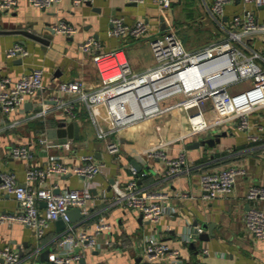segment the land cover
Segmentation results:
<instances>
[{"label": "crops", "instance_id": "crops-1", "mask_svg": "<svg viewBox=\"0 0 264 264\" xmlns=\"http://www.w3.org/2000/svg\"><path fill=\"white\" fill-rule=\"evenodd\" d=\"M212 1L172 0L168 17L185 46L194 49L225 33L223 30L220 32L222 34L216 33L217 36L213 38L210 35L209 39H203L201 45L193 42L189 45V26L193 24L199 28L204 23L215 22L223 29L210 12ZM247 6L255 7L259 18L264 19L260 12L263 6ZM244 7L242 0H231L226 5V15L222 20L225 22ZM114 14L123 15L128 23L141 17L147 18L150 22L149 33L138 38L111 34V17ZM60 18L75 24V33L68 35L56 32L52 24ZM22 29L39 34L43 40L23 33ZM160 29H164L163 21L159 5L154 0L143 3L129 0L79 3L61 0L50 8L35 6L30 0H19L14 8L0 10V77L6 74L18 77L33 67H43L45 82V88L30 96L16 112L5 114L0 109V164L16 173L18 180L24 182L28 168L50 155H58L68 163H79L84 153L92 152L97 160L105 161L104 170L93 178L74 173H54L43 181L45 186L56 185L57 191L69 187H89L92 195L89 213L86 219L82 217L76 221L78 229L93 231L94 223L101 215H105L112 224L111 228L97 234V247L80 248L84 256L71 264H175L174 258L169 255L152 263L144 258L150 237L164 240L172 248H178L181 264H264V238H258L247 227L244 218L252 206L264 209V199L246 198L251 184L264 183V106L251 113L249 130L221 124L211 126L185 141L177 140L162 145L170 155L184 150L187 163L183 171L171 174L167 171L165 160L155 157L149 159L151 168L144 165L139 170L142 187L162 189L169 193L165 201L166 212L160 220L154 221L132 208L114 203L112 183L115 180L124 183L131 176L132 156L129 147L143 153L149 142L158 143L178 137L187 125L185 112L177 110L168 116L144 119L116 131L112 137L120 142L121 151L110 153L106 140L97 136L85 99L79 94L71 95L59 86L62 81L77 78L85 80L88 89L98 83L90 54L81 46L88 35L97 36L107 49L123 45L127 52V48H132L137 55L133 59L129 58L131 65L135 69H143L154 62L149 40ZM15 41L24 43L30 53L23 57L7 56L6 50ZM254 45L264 51V40ZM57 98L72 99L80 109L77 121L81 124V135L79 138L69 137L65 143L50 136L47 129L61 120H75L71 116L53 110L45 116L30 117L38 106H55ZM99 112L103 124L109 127L112 121L108 108L102 104ZM248 131L260 133L261 138L249 140ZM131 133H135L136 139ZM40 137L48 140L41 142ZM196 141H200V145L193 146ZM28 143L34 144V157L24 160L12 155L13 145ZM232 164L245 168L246 173L239 176L231 190L219 193L214 199L204 198L199 183L201 172ZM44 205L45 202H41L42 208ZM20 208L13 194L5 192L1 196L0 216L14 213ZM196 219L198 226L202 227L199 233L193 231ZM62 231L53 221L44 235L38 236L35 227L20 221L2 220L0 217V246L10 243L22 251L19 264H52L49 259H41V252L56 250ZM200 232L205 235L204 238ZM34 251L36 253L32 255ZM0 264H4L2 259Z\"/></svg>", "mask_w": 264, "mask_h": 264}, {"label": "built area", "instance_id": "built-area-1", "mask_svg": "<svg viewBox=\"0 0 264 264\" xmlns=\"http://www.w3.org/2000/svg\"><path fill=\"white\" fill-rule=\"evenodd\" d=\"M61 0H30L41 8H50ZM82 1L93 0H75ZM143 3L146 0H129ZM164 17L165 28L150 37L154 54L153 64L135 69L123 45L104 48L94 34L88 35L81 43L90 54L98 76V83L91 89L85 80L77 78L62 81L59 86L65 92L83 97L90 110L97 130V136L106 140L110 153H120L121 145L112 135L119 130L144 119L168 116L177 110L185 112L187 125L178 137L168 141L149 142L142 153L148 160L161 158L166 162L167 171L175 174L184 170L187 157L184 150L170 155L163 148L164 143L185 141L190 136L207 130L211 126L229 124L241 130H249L250 115L264 106V51L254 43L264 40V19L259 18L255 7L264 6V0H242L245 4L241 12L232 14L225 22L226 5L231 0H213L210 9L216 21L223 27L221 36L197 48H187L177 36L168 9L172 0H154ZM19 0H0V10H10ZM59 33L72 35L77 30L75 24L60 18L52 24ZM150 22L141 17L128 23L123 15L111 17V34L117 37H141L149 33ZM29 48L15 41L7 50L9 57L26 56ZM242 86V87H240ZM45 88L43 67H33L18 77L6 74L0 77V109L5 114L16 112L30 96ZM56 105L38 106L30 117L45 116L53 110H60L65 116L79 118V107L70 99L57 98ZM104 104L111 116V125L106 127L99 112ZM260 128L263 127L260 125ZM134 138L135 133H131ZM249 140L257 141L260 133L247 132ZM136 139V138H135ZM46 137H40L45 142ZM14 157L29 160L34 157V144H17L11 147ZM105 161L97 160L92 152L82 155L79 163L65 162L58 155H50L44 161L31 165L24 182L18 180L16 173L0 164V198L7 192L13 194L20 204V210L2 214V220L20 221L36 228L38 236H43L53 221L62 218L66 221L58 241V248L49 253L52 264H71L80 260L84 254L82 247H97V234L112 227L105 215L94 223L93 231L78 229L72 221L69 210L80 207L89 213L92 199L89 187H69L62 191L56 185L45 186L52 174L74 173L93 178L102 172ZM131 176L124 182L112 183L113 202L140 212L143 217L158 221L166 212L165 201L169 197L166 190L142 187L139 183V170L130 165ZM246 173L245 168L232 164L220 169H205L199 176L203 197L214 199L221 192L231 190L239 176ZM249 200L264 199V183H253L246 193ZM45 202L41 207V202ZM245 223L258 238H264V209L252 206L245 213ZM199 231L202 227L198 226ZM79 248V250H77ZM172 256L175 264H181L180 250L172 248L164 240L150 237L145 248L144 258L150 263ZM4 264H19L20 250L12 244L0 246V259ZM95 264H116L99 262Z\"/></svg>", "mask_w": 264, "mask_h": 264}, {"label": "water", "instance_id": "water-1", "mask_svg": "<svg viewBox=\"0 0 264 264\" xmlns=\"http://www.w3.org/2000/svg\"><path fill=\"white\" fill-rule=\"evenodd\" d=\"M161 19L163 21V28H165L164 17L161 16ZM21 31L25 34H29L30 36H33L34 38H38V39L43 40V37H41L39 34H36L35 32H31L30 30H27V29H22ZM80 129H81V124L77 120H71V121L61 120L58 122L57 125L49 127L47 129V131H48L50 136L56 137V138H58V140L60 142L65 143L68 141L69 137L75 136V137L79 138L81 135ZM192 145L198 146V145H200V141H196ZM128 150L132 156V161H131L132 165H134L138 170H141L144 165H146L147 168H151V166L149 164V160L141 152H139V151H137L131 147H129ZM69 213H70L72 221H77L79 218L86 216V214L81 211L80 207H72L69 210ZM56 222H57L59 230H62L66 225V221L63 220L62 218L57 219ZM211 226L212 225H210V227ZM193 231L196 233H199L198 220L197 219L194 220ZM200 234H201V232H200ZM203 236L205 237V235H203V233H202L201 237L204 238ZM50 252H51L50 249H46V250L42 251L41 252L42 258L41 259L42 260L48 259ZM20 253L23 254L22 251H20ZM35 253H36V251H34L32 253V255ZM2 261H4L3 258H2Z\"/></svg>", "mask_w": 264, "mask_h": 264}, {"label": "rangeland", "instance_id": "rangeland-1", "mask_svg": "<svg viewBox=\"0 0 264 264\" xmlns=\"http://www.w3.org/2000/svg\"><path fill=\"white\" fill-rule=\"evenodd\" d=\"M260 10H261L260 11L261 15L264 16V8H262V9L260 8ZM201 26H199V28L194 24L189 26V45H190V42L191 43L192 42L197 43V44L201 45L200 43L204 41L203 39H209L210 35L213 38V37L217 36L216 33H220L224 30L219 25H217V23H215V22H212V23L209 22L208 24L204 23ZM174 30H175L177 36L180 37L177 30L175 28H174ZM213 32L215 35H213ZM220 34H222V33H220ZM186 47L190 48V46L189 47L186 46ZM127 53L129 55V58L131 57L132 59L135 58L137 55V54H135V52L132 48H127ZM132 67L135 68L134 66H132ZM240 87H242V86H240Z\"/></svg>", "mask_w": 264, "mask_h": 264}]
</instances>
